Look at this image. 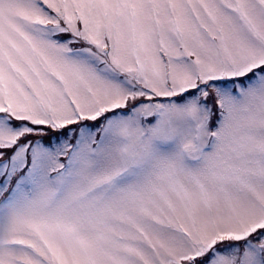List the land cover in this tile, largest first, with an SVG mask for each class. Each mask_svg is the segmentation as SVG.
<instances>
[{"label": "snow or ice", "instance_id": "obj_1", "mask_svg": "<svg viewBox=\"0 0 264 264\" xmlns=\"http://www.w3.org/2000/svg\"><path fill=\"white\" fill-rule=\"evenodd\" d=\"M0 264H264V0H0Z\"/></svg>", "mask_w": 264, "mask_h": 264}]
</instances>
